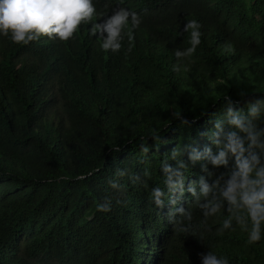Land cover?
<instances>
[{"label":"trees","instance_id":"obj_1","mask_svg":"<svg viewBox=\"0 0 264 264\" xmlns=\"http://www.w3.org/2000/svg\"><path fill=\"white\" fill-rule=\"evenodd\" d=\"M93 4L92 21L67 41L41 36L25 45L0 34V264H202L209 251L229 264H264V233L248 243L235 222L219 231L226 211L205 222L187 191L173 205L161 167L166 158L176 166L172 150L185 148V188L195 180L197 192L201 175L211 184L227 171L192 163L189 154L216 152L209 136L224 114V96L246 113V100L264 93V0ZM117 7L142 22L132 29L129 21L120 51L105 52L91 27ZM193 19L201 42L190 60L178 62L174 52L190 47L184 26ZM258 123L264 127V116ZM118 169L128 173L120 179L123 191L110 186ZM154 187L166 193L163 207L150 200ZM106 198L111 211H97ZM181 205L192 212L196 235L175 231L179 213L169 220Z\"/></svg>","mask_w":264,"mask_h":264},{"label":"clouds","instance_id":"obj_2","mask_svg":"<svg viewBox=\"0 0 264 264\" xmlns=\"http://www.w3.org/2000/svg\"><path fill=\"white\" fill-rule=\"evenodd\" d=\"M96 13L93 0H0V34L9 36L14 43L25 44L38 40L41 36L57 38L61 41L71 39L83 23L92 21ZM131 22V28H138L142 22L140 15L124 7H117L112 14L101 23H94L91 27V35L103 38L102 50L117 53L122 47L124 29ZM201 25L195 19L187 21L184 31H190V47L181 50L176 49L174 55L178 62L194 55L197 46L201 42L202 33L199 31ZM105 33L107 34L105 36ZM129 51L134 41L131 30L127 33ZM227 51L233 52L231 46ZM182 63L173 65L174 71H181ZM239 100H233L230 96L223 97L224 114L215 120L214 129L209 139L215 145L216 152L211 147H206L203 152L195 149L189 154L192 163L196 161H207L215 168L224 167L227 169L221 172L210 184L205 176L199 177L200 190L197 192V181L193 180L185 188L186 163L180 159L185 148L177 147L172 150L171 159L176 160V166L168 163L166 158L161 163L162 170L166 176L164 184L171 203L176 205L184 196L185 191L191 193L195 198L197 207L202 211L205 222L207 218L215 216L223 209L227 217L223 220L219 231L233 229V222L241 230L248 232V243L259 242L264 233V127L258 122L264 116V93L253 95L246 100L247 112L236 107ZM181 123L188 121L176 114ZM153 140L159 142V132L153 130L150 133ZM141 152H148L146 137H140ZM119 151V148L116 149ZM230 160L234 162L230 165ZM202 170L208 171L207 163L201 165ZM126 170L118 169L116 179L110 181L113 189L123 191L120 179L127 175ZM79 176L78 179L89 178ZM145 177L150 178L147 170ZM134 182L140 181L139 176H132ZM147 187V181H140ZM178 194V195H177ZM166 193L161 187H154L150 192V200L156 206L163 207V197ZM116 203L126 204L125 200L117 199ZM112 201L106 198L97 205V211L110 212ZM180 218L175 220V231L196 235L192 225V212L186 210L182 205L173 207L169 213V220L176 214ZM187 222V223H185ZM202 240V236L200 237ZM202 264H229L225 257H218L209 251L206 255L201 254Z\"/></svg>","mask_w":264,"mask_h":264}]
</instances>
